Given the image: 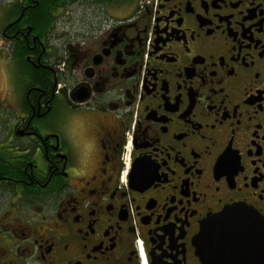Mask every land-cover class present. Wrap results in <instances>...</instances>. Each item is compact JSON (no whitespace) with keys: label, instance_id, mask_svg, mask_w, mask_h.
Segmentation results:
<instances>
[{"label":"flooded vegetation","instance_id":"flooded-vegetation-1","mask_svg":"<svg viewBox=\"0 0 264 264\" xmlns=\"http://www.w3.org/2000/svg\"><path fill=\"white\" fill-rule=\"evenodd\" d=\"M234 207L264 220V0H0V264H214Z\"/></svg>","mask_w":264,"mask_h":264},{"label":"water","instance_id":"water-1","mask_svg":"<svg viewBox=\"0 0 264 264\" xmlns=\"http://www.w3.org/2000/svg\"><path fill=\"white\" fill-rule=\"evenodd\" d=\"M202 239L214 264H264V220L244 207H234L209 220Z\"/></svg>","mask_w":264,"mask_h":264}]
</instances>
